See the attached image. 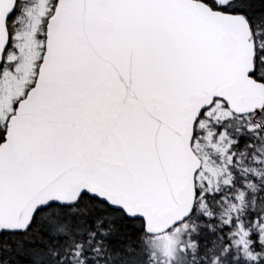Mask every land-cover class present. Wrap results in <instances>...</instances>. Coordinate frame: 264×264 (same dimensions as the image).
Returning a JSON list of instances; mask_svg holds the SVG:
<instances>
[{
    "label": "water",
    "instance_id": "1",
    "mask_svg": "<svg viewBox=\"0 0 264 264\" xmlns=\"http://www.w3.org/2000/svg\"><path fill=\"white\" fill-rule=\"evenodd\" d=\"M16 0H0V67ZM239 13L200 0H57L34 85L0 141V234L82 195L167 231L192 212L194 124L215 98L259 114Z\"/></svg>",
    "mask_w": 264,
    "mask_h": 264
},
{
    "label": "trees",
    "instance_id": "2",
    "mask_svg": "<svg viewBox=\"0 0 264 264\" xmlns=\"http://www.w3.org/2000/svg\"><path fill=\"white\" fill-rule=\"evenodd\" d=\"M201 1L245 16L255 46L252 76L264 83V0ZM257 117L264 122V106ZM246 118L229 123L234 144L225 180L211 181L204 168L191 215L168 232L146 235L141 220L82 195L73 206L40 209L25 232L1 233L0 264H264V165L256 162L264 130ZM240 188L242 199L233 211ZM239 232L247 233L246 251L234 241Z\"/></svg>",
    "mask_w": 264,
    "mask_h": 264
},
{
    "label": "rangeland",
    "instance_id": "3",
    "mask_svg": "<svg viewBox=\"0 0 264 264\" xmlns=\"http://www.w3.org/2000/svg\"><path fill=\"white\" fill-rule=\"evenodd\" d=\"M54 2L55 0H19V11L15 16L17 25L14 34L13 31L10 32L13 34L10 46L5 51L3 65L0 68L1 128L5 127L8 118L13 113L14 105L25 96L34 83L43 52L44 27ZM233 119L240 123L247 118L235 117L221 101H216L210 109L205 110L202 119L196 125L195 141L201 140L205 149L207 147V151H204L207 156L203 158L206 162L205 168L209 170V173L211 171L213 182L217 179L220 181L224 178L225 180L226 173L231 170L232 161L229 154L234 143L229 136V130H232V125L229 123ZM213 125L218 127V131ZM257 151L259 156L256 162H263L264 165V145ZM259 174L255 172V175ZM245 184L248 183L245 182ZM237 190L235 196L238 202L230 207L233 211L237 209L242 199L241 188ZM246 236V232H239L234 239L243 251H246L249 246ZM106 245L107 243L103 242L101 247ZM261 259L264 261V254L261 255Z\"/></svg>",
    "mask_w": 264,
    "mask_h": 264
},
{
    "label": "flooded vegetation",
    "instance_id": "4",
    "mask_svg": "<svg viewBox=\"0 0 264 264\" xmlns=\"http://www.w3.org/2000/svg\"><path fill=\"white\" fill-rule=\"evenodd\" d=\"M253 118V117H252ZM256 121H257V124L260 126V122L257 120V118L255 119ZM260 128L262 129V130H264V124L263 125H261L260 126ZM263 135H264V133H263ZM195 147H197V148H199L200 150H203V144H201V143H195ZM202 161V163H201V168L199 169V171L196 173V176H195V186L197 187L198 185H199V182L201 181V180H203V179H205L204 178V171L203 172H201V170H202V168H203V166H204V163H203V160H201ZM207 173V172H206ZM206 181H207V179H206Z\"/></svg>",
    "mask_w": 264,
    "mask_h": 264
}]
</instances>
